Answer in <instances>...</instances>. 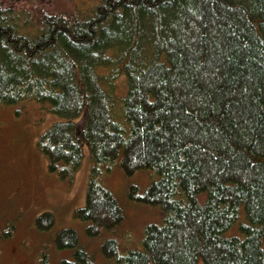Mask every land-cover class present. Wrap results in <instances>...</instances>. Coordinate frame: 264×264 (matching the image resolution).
Here are the masks:
<instances>
[{
	"label": "trees",
	"instance_id": "1",
	"mask_svg": "<svg viewBox=\"0 0 264 264\" xmlns=\"http://www.w3.org/2000/svg\"><path fill=\"white\" fill-rule=\"evenodd\" d=\"M33 102L62 117L37 139L60 180L89 147L74 215L107 261L264 264V0H0V107ZM116 167L150 173L127 196L161 216L125 254ZM54 246L99 264L74 227Z\"/></svg>",
	"mask_w": 264,
	"mask_h": 264
},
{
	"label": "rangeland",
	"instance_id": "2",
	"mask_svg": "<svg viewBox=\"0 0 264 264\" xmlns=\"http://www.w3.org/2000/svg\"><path fill=\"white\" fill-rule=\"evenodd\" d=\"M60 119L36 102L0 107V264H42L45 250L48 264L73 258L72 248L54 246L55 233L63 227L78 230L80 244L94 254L97 263L119 264L106 260L99 248L101 238H90L85 222L74 215L75 209L85 204L91 169L88 145L72 182L60 180L49 170L47 158L37 146L39 136ZM150 180L147 171L129 177L118 167L106 177V185L126 214V224L118 231L121 254L140 245L146 224L161 219L156 209L132 204L127 196L131 183L143 189ZM44 211H52L56 217L48 231L35 225L36 217ZM199 264H205L202 258Z\"/></svg>",
	"mask_w": 264,
	"mask_h": 264
}]
</instances>
